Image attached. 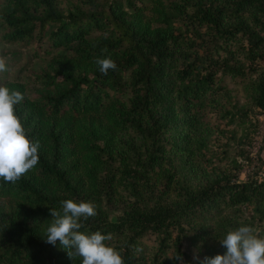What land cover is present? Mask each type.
Segmentation results:
<instances>
[{
    "label": "trees",
    "instance_id": "1",
    "mask_svg": "<svg viewBox=\"0 0 264 264\" xmlns=\"http://www.w3.org/2000/svg\"><path fill=\"white\" fill-rule=\"evenodd\" d=\"M263 46L264 0H0V85L40 143L0 178V264H82L45 242L66 199L96 204L80 231L110 234L125 264H201L241 225L264 237V177L221 168L206 140L245 113L218 108L227 80L264 106Z\"/></svg>",
    "mask_w": 264,
    "mask_h": 264
},
{
    "label": "clouds",
    "instance_id": "2",
    "mask_svg": "<svg viewBox=\"0 0 264 264\" xmlns=\"http://www.w3.org/2000/svg\"><path fill=\"white\" fill-rule=\"evenodd\" d=\"M94 62L105 75L117 68L110 55L96 58ZM7 70L5 59L0 57V73ZM23 99L21 92L0 85V178L10 183L18 181L39 162L40 143L29 138L16 114L15 105ZM61 203L62 210L50 209L51 223L44 235L46 243L55 245L59 241L67 255L79 258L82 264H125L121 252L111 243L110 234L80 231L84 227L82 219L97 215L94 202L66 199ZM220 242L226 252L205 257L201 264H264V237L254 234L251 226L241 225L229 230ZM169 258L183 259L180 253Z\"/></svg>",
    "mask_w": 264,
    "mask_h": 264
},
{
    "label": "rangeland",
    "instance_id": "3",
    "mask_svg": "<svg viewBox=\"0 0 264 264\" xmlns=\"http://www.w3.org/2000/svg\"><path fill=\"white\" fill-rule=\"evenodd\" d=\"M261 50L262 56L256 63L258 70L252 77H264V46ZM224 90L227 95L218 99V108L228 107L245 113L240 114L238 122H225L228 117L224 121L211 122L214 128L206 138L207 146L216 154L227 152V157L218 164L221 168L236 173L239 179L251 176L261 180L264 177V106H257L248 100L246 87L240 80H227ZM202 165L198 172L208 170L207 164ZM242 206L245 213L250 211L251 204Z\"/></svg>",
    "mask_w": 264,
    "mask_h": 264
}]
</instances>
